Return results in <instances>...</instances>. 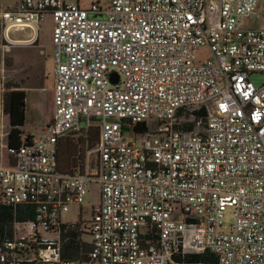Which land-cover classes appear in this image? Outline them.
I'll list each match as a JSON object with an SVG mask.
<instances>
[{
    "label": "built area",
    "instance_id": "obj_1",
    "mask_svg": "<svg viewBox=\"0 0 264 264\" xmlns=\"http://www.w3.org/2000/svg\"><path fill=\"white\" fill-rule=\"evenodd\" d=\"M86 1L0 8L7 40L51 15L55 81L50 122L0 165V206L13 215L0 264L65 263L61 216L93 180L91 264H207L173 260L205 250L217 264H264V83L251 78L264 73V0ZM202 47L211 56L199 62ZM94 126L96 170L59 172L58 142ZM25 204L33 215L20 221Z\"/></svg>",
    "mask_w": 264,
    "mask_h": 264
},
{
    "label": "crops",
    "instance_id": "obj_2",
    "mask_svg": "<svg viewBox=\"0 0 264 264\" xmlns=\"http://www.w3.org/2000/svg\"><path fill=\"white\" fill-rule=\"evenodd\" d=\"M18 2L19 0H0V8H14ZM40 23L37 32L27 26L9 29L8 40L3 37L0 29V89H4L2 94L5 91L23 93L24 121L21 127L23 138L42 131L50 122L54 109L53 65L51 70L40 68L45 60ZM8 129L9 118L3 114L0 117V165L2 166L10 164L7 154ZM85 240L90 242L91 237L85 236Z\"/></svg>",
    "mask_w": 264,
    "mask_h": 264
},
{
    "label": "trees",
    "instance_id": "obj_3",
    "mask_svg": "<svg viewBox=\"0 0 264 264\" xmlns=\"http://www.w3.org/2000/svg\"><path fill=\"white\" fill-rule=\"evenodd\" d=\"M3 113L9 118V129L7 134V148L10 150L7 154L10 164L13 163V151L30 139L27 135L22 137V125L24 121V103L23 93L14 91H5L3 93ZM197 114L205 115V109L200 108ZM136 130L146 129V124L139 123L135 127ZM98 144V127L94 126L88 132L70 133L62 138L57 144L56 167L63 174H76L84 172L85 154L88 150H93ZM82 146L81 147H79ZM16 219L26 221L32 218V208L27 206H19L17 208ZM11 208L8 206H0V230L7 229L9 232ZM89 223L82 221L81 218L76 223H63L61 225V242H62V259L65 264L73 261L88 262V252L91 243L85 240V236H90ZM173 260L181 263H207L217 264V257L209 250L201 252H185L178 251Z\"/></svg>",
    "mask_w": 264,
    "mask_h": 264
},
{
    "label": "rangeland",
    "instance_id": "obj_4",
    "mask_svg": "<svg viewBox=\"0 0 264 264\" xmlns=\"http://www.w3.org/2000/svg\"><path fill=\"white\" fill-rule=\"evenodd\" d=\"M88 3L89 1L87 0L86 4ZM249 22H250L249 24H251V22L252 23L256 22L257 26L262 25V19H257L256 13L252 15ZM51 32H52V17L50 14H45L43 20L40 23V33L42 38L41 43L43 44L45 49L43 54V56H45V60L44 63L40 65L41 66L40 68L45 67L46 70L47 69L51 70V66L53 65L52 56H51V51H52ZM48 47L50 48L48 49ZM210 56H211V51L207 47H202L196 52V61L199 62L204 61ZM251 78L253 82L257 85L264 83V73L254 72L251 75ZM127 138H129V136H127ZM79 147L82 148V146L80 145ZM86 157H88L87 161H85V163L86 162L88 163L87 164L88 170L90 172H94L96 170V162H97L96 154L91 150L90 154ZM85 163H84V170H85ZM99 202H100V184L97 181L93 180L89 183L88 193L85 196L83 204L81 206L78 204H71L69 211L62 214L61 221L63 223L72 224V223H76L79 220V218H81L82 221H86L87 223H89L93 217V208L96 207L99 204ZM223 221L225 222L226 228L229 226V224H231L234 221V214L232 207L226 208ZM67 264H91V263L90 261L88 262L73 261Z\"/></svg>",
    "mask_w": 264,
    "mask_h": 264
},
{
    "label": "water",
    "instance_id": "obj_5",
    "mask_svg": "<svg viewBox=\"0 0 264 264\" xmlns=\"http://www.w3.org/2000/svg\"><path fill=\"white\" fill-rule=\"evenodd\" d=\"M118 79H119V75L117 73L110 74V81L112 84L117 83Z\"/></svg>",
    "mask_w": 264,
    "mask_h": 264
},
{
    "label": "clouds",
    "instance_id": "obj_6",
    "mask_svg": "<svg viewBox=\"0 0 264 264\" xmlns=\"http://www.w3.org/2000/svg\"><path fill=\"white\" fill-rule=\"evenodd\" d=\"M4 114V113H3Z\"/></svg>",
    "mask_w": 264,
    "mask_h": 264
}]
</instances>
